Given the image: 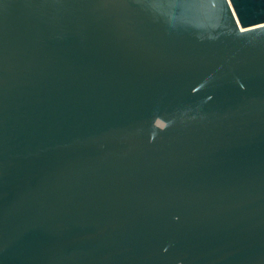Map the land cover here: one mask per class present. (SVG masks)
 Returning a JSON list of instances; mask_svg holds the SVG:
<instances>
[{"label":"water","instance_id":"water-1","mask_svg":"<svg viewBox=\"0 0 264 264\" xmlns=\"http://www.w3.org/2000/svg\"><path fill=\"white\" fill-rule=\"evenodd\" d=\"M0 264H264V0H0Z\"/></svg>","mask_w":264,"mask_h":264}]
</instances>
